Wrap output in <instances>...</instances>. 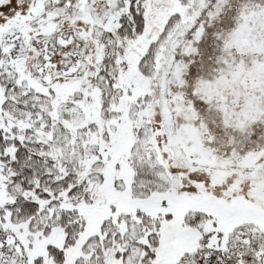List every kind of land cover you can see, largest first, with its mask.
Returning <instances> with one entry per match:
<instances>
[{"label":"snow or ice","instance_id":"1","mask_svg":"<svg viewBox=\"0 0 264 264\" xmlns=\"http://www.w3.org/2000/svg\"><path fill=\"white\" fill-rule=\"evenodd\" d=\"M0 264H264V0H0Z\"/></svg>","mask_w":264,"mask_h":264}]
</instances>
